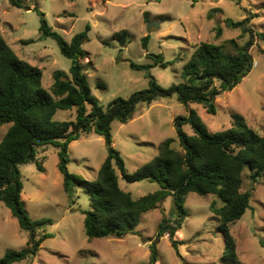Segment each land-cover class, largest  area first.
I'll list each match as a JSON object with an SVG mask.
<instances>
[{
    "label": "rangeland",
    "instance_id": "rangeland-1",
    "mask_svg": "<svg viewBox=\"0 0 264 264\" xmlns=\"http://www.w3.org/2000/svg\"><path fill=\"white\" fill-rule=\"evenodd\" d=\"M0 0V33L9 47L22 60L42 72V86L49 90L55 71L71 78V60L61 55L55 40L39 32V10L52 31L66 42L85 30L87 37L81 45L79 59L87 75L92 95L105 110L114 99L126 98L144 90L151 76L166 89L182 81L181 72L189 60L193 46L201 42L216 44L233 39L242 44L239 30L226 28L224 21L249 19L254 32H264V0ZM221 36L214 37L215 27ZM127 31L121 47L114 34ZM148 36L146 48L142 38ZM253 67L232 91L222 92L215 100L216 113L209 114L200 104H190L210 133L230 126L232 115L243 116L248 125L260 134L264 132V41L256 38L250 49ZM163 61L181 60L166 68L152 66L148 71L135 70V65L152 64L153 55ZM151 55V56H150ZM102 83L105 89L97 85ZM187 107L176 97L161 98L151 105L139 104L133 117L125 124H110L112 146L124 161L127 173L152 161L157 147L170 140L178 147L173 127L174 118L186 116ZM74 109L58 111L54 121L74 120ZM7 127L0 128V136ZM186 133L191 134L188 126ZM57 149L48 145L40 150L44 157L42 170L34 163L19 165L22 182L21 200L33 220L48 219L40 233L48 237L36 255L12 264H146L150 247H154L157 264H234L224 259L220 219L211 213L212 195L189 193L184 203L187 217L174 239L180 244L177 252L171 247L168 235L159 237L158 226L167 217L170 221L171 198L141 215L134 234L122 238L87 239L82 211L90 209L85 190L75 187L73 204L63 190L58 170ZM106 157L101 136L91 133L68 146L69 173L93 181ZM119 187L137 199L156 191L155 182L142 180L128 183L118 179ZM250 190L249 208L240 219L229 224L241 264H264V179L251 188L244 180L242 191ZM218 204V203H217ZM28 233L22 230L11 211L0 201V257L7 251H20L28 244Z\"/></svg>",
    "mask_w": 264,
    "mask_h": 264
},
{
    "label": "trees",
    "instance_id": "trees-1",
    "mask_svg": "<svg viewBox=\"0 0 264 264\" xmlns=\"http://www.w3.org/2000/svg\"><path fill=\"white\" fill-rule=\"evenodd\" d=\"M10 1L12 5L20 7L16 0ZM37 13L40 15L41 35L55 40L61 55L71 60V78L61 71H55L52 85L49 90L45 89L41 70L20 59L0 33V128L7 127L0 136V201L11 211L19 227L28 233L29 239L25 249L7 251L0 257V264L33 258L48 237L40 231L51 221L33 220L24 209L18 169L19 165L34 163L41 171L44 157L39 158L38 154L48 145L58 150V170L70 203L73 204L77 185L88 195L91 208L82 211L87 239L122 238L134 234L141 215L158 207L169 197L172 221L163 217L157 235H168L171 247L177 252L180 243L174 237L187 217L184 210L187 195H212L215 200L209 209L220 219L218 229L223 237L224 259L241 264L229 224L240 219L249 208L251 189L242 191L244 180H248L252 188L264 179V132L260 134L248 125L243 116L233 114L228 128L210 133L197 111L189 105L200 104L207 113L215 114L216 98L222 92L232 91L250 73L253 67L250 49L256 38L264 41V32H254L248 18L237 22L225 20L226 28L240 31L244 38L242 44L233 39L219 44H195L182 68L181 82L164 89L149 76L146 89L126 98L118 97L104 110L92 95L87 75L79 63L84 54L81 45L90 27L87 25L84 31L74 34L66 42L51 30L39 10ZM214 31V37L218 39L221 27H215ZM126 36L127 31L122 30L113 38L124 47ZM147 41L148 36L142 38L144 49ZM151 57L152 64L130 63V67L148 71L152 66L166 68L181 60L178 57L165 62L160 54ZM97 86L105 89L102 83ZM172 96L187 107L186 116H177L173 121L178 147H173L170 140L162 142L152 161L139 167L133 174L127 173L123 159L112 146L110 124L113 121L127 123L139 104L149 106L158 99ZM72 109L75 112L74 120H53L58 111ZM185 126L189 127L191 134L185 132ZM91 133L103 138L106 157L96 179L88 181L68 172V146ZM119 177L128 183L142 180L155 182L159 188L134 199L119 187ZM150 251L146 264H157L154 247L151 246Z\"/></svg>",
    "mask_w": 264,
    "mask_h": 264
}]
</instances>
